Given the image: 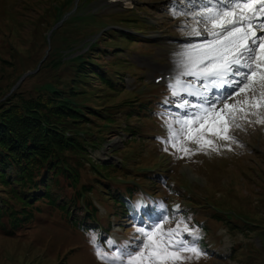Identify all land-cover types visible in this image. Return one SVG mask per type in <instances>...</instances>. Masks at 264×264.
Masks as SVG:
<instances>
[{
	"label": "rangeland",
	"instance_id": "1",
	"mask_svg": "<svg viewBox=\"0 0 264 264\" xmlns=\"http://www.w3.org/2000/svg\"><path fill=\"white\" fill-rule=\"evenodd\" d=\"M136 1L135 8L124 9L108 6L105 0H0V96L15 85L24 96L30 94L32 87L45 82L62 89L61 85L71 77V73L65 72V63L68 58L74 59L70 56L72 51L82 53L97 39L105 47L97 61L100 66H94L93 74L81 73L72 84L77 93L66 91L65 95L77 103L75 107L83 119L79 128L84 136L98 145H89L86 163L79 166L81 173L91 165L90 159L117 166L107 175L113 198L101 199V211L117 219L133 214V207L121 197L145 195L148 191L144 174L165 168V187L159 184L154 193H167L166 185L171 179L177 186L175 192L179 193V189L180 195L186 196L188 190L182 187L189 179L192 196L212 193L226 211L229 227L214 219L209 209L200 210L198 216L204 221L195 225L200 244L207 251L216 253L217 238L222 236L219 249L224 261L216 264H264V125L246 124L237 129L234 134L239 143L233 144L231 150L222 148L220 153L194 152L182 158L170 145L165 151L162 138L167 137L165 120L169 114L172 118L177 113L183 115L186 110L178 105L185 100L190 104L200 101L181 90V86H177L178 96L166 93L164 85L152 82L153 77L178 68L177 54L203 39L190 40L181 27L185 22L193 23L189 16L172 15L176 0ZM190 7L197 10L185 0L176 3L178 11ZM74 8L76 12L71 13ZM65 15L69 16L62 22ZM107 25L113 28L105 31ZM176 35L180 39H175ZM71 43L76 46L74 49L68 48ZM63 56L66 58L62 63H54ZM156 64L161 68L153 67ZM174 80L175 77L166 84ZM216 93L212 90L210 96ZM173 102L178 105L173 106ZM116 149L124 150L122 156L114 153ZM100 168L104 172L111 170L103 164ZM43 172L45 175L44 169L38 173L39 183ZM93 178L94 174L89 173L83 181ZM45 179L60 204L78 198V188L71 186L68 179L59 176L58 181L53 180L52 172L46 173ZM10 199L9 188L0 183V208H4V200ZM10 201L21 210L15 199ZM30 213L21 222H14L9 214L0 215V264H61L59 260L67 250L62 241L70 232L62 223L64 214L47 199L32 201ZM69 220L73 222V213ZM212 223L220 232H215ZM106 225L107 217L92 214L86 218L73 241L76 250L70 255L72 264H102L93 254L90 240L95 235L105 251H113L107 242H102ZM124 230L115 226L110 236L117 241L124 237ZM232 252L235 257H230Z\"/></svg>",
	"mask_w": 264,
	"mask_h": 264
},
{
	"label": "snow or ice",
	"instance_id": "2",
	"mask_svg": "<svg viewBox=\"0 0 264 264\" xmlns=\"http://www.w3.org/2000/svg\"><path fill=\"white\" fill-rule=\"evenodd\" d=\"M185 2L197 10L178 11L176 0L172 15L192 19V24L181 26L187 35L206 37L177 54V77L169 85L172 96L180 95L177 86H181L200 101H183L178 107L186 110L184 114L177 113L174 118L169 114L165 120L164 150L170 145L182 158L194 152L231 150L239 143L234 134L237 129L246 124L264 125V0ZM185 76L193 80H182ZM213 89L217 93L210 96ZM168 223L164 217L159 223L135 227L130 241L109 239L111 252L105 251L95 235L90 242L102 264H187L206 255L197 246L198 229L191 228L185 218H179L175 227H165Z\"/></svg>",
	"mask_w": 264,
	"mask_h": 264
},
{
	"label": "trees",
	"instance_id": "3",
	"mask_svg": "<svg viewBox=\"0 0 264 264\" xmlns=\"http://www.w3.org/2000/svg\"><path fill=\"white\" fill-rule=\"evenodd\" d=\"M104 49V46L97 44L88 53L68 59L65 72L71 73V77L67 86L61 85L63 90L47 83L44 84L45 90H40L38 84L32 87L28 96H24L18 88L9 95L12 88L10 86L0 96V182L5 185H20L18 189L13 187V191L16 194L18 190L23 192V195L18 196L23 203L22 209L17 210L11 201H7V206L0 210V215L9 214L13 221H22L31 215L29 206H32V201L34 203V200L45 199L54 207L67 210L68 205L58 204L53 198L50 183L45 179L46 173L52 172L53 180L59 176L71 179L73 185L89 173L95 174L90 166L83 169L82 173L79 169V166L86 163L85 154H88L87 150L93 141L79 131V123L83 119L73 100L67 98L65 92L77 93L72 84L79 79L81 73L90 75L96 72L94 66H100L97 61L101 53L105 52ZM63 60L64 56L54 63L58 65ZM74 62L77 64L73 65ZM109 167L111 170L105 171L107 175L114 170L113 166ZM43 169L45 175L44 172L41 174L43 178L39 183L38 173ZM14 174H17L16 178H12ZM83 186V190L90 187L85 184ZM188 198L195 200L192 195ZM69 203H73L74 207L76 205L74 201ZM88 205L90 208L85 211L86 218L97 211L91 199ZM206 209L215 213V219L221 218L214 209ZM19 213L21 217L17 215Z\"/></svg>",
	"mask_w": 264,
	"mask_h": 264
},
{
	"label": "bare ground",
	"instance_id": "4",
	"mask_svg": "<svg viewBox=\"0 0 264 264\" xmlns=\"http://www.w3.org/2000/svg\"><path fill=\"white\" fill-rule=\"evenodd\" d=\"M161 2V1H160ZM114 5H120V3H116V4H114ZM210 6V5H209ZM76 11H75V8L73 9V10H71V13H75ZM153 66H156V65H153ZM158 66V65H157ZM176 71L178 70V68H176L175 69Z\"/></svg>",
	"mask_w": 264,
	"mask_h": 264
},
{
	"label": "water",
	"instance_id": "5",
	"mask_svg": "<svg viewBox=\"0 0 264 264\" xmlns=\"http://www.w3.org/2000/svg\"><path fill=\"white\" fill-rule=\"evenodd\" d=\"M16 87V85L12 88V90Z\"/></svg>",
	"mask_w": 264,
	"mask_h": 264
}]
</instances>
